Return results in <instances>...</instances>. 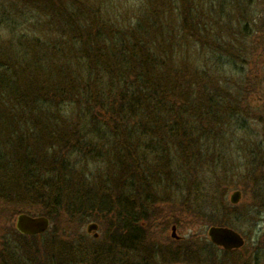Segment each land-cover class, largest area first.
Segmentation results:
<instances>
[{
	"label": "trees",
	"instance_id": "obj_1",
	"mask_svg": "<svg viewBox=\"0 0 264 264\" xmlns=\"http://www.w3.org/2000/svg\"><path fill=\"white\" fill-rule=\"evenodd\" d=\"M129 1L0 0V217L11 221L24 212L56 220L62 212L79 224L115 218L122 232L130 233L138 219L141 238L152 217L165 229L186 224L179 208L165 207L170 201L163 204V191L154 182L165 175L154 164L165 162L181 178L190 175L193 185L182 202L188 216L191 195L195 220L229 225L216 214L227 207L221 187L211 184L214 141L218 125H224L219 119L243 112L238 102L248 99L250 88L233 78L236 71L206 76L203 83L198 65L208 51L241 60L226 42L229 25L214 23L210 33L203 21L225 18L229 0H219L218 9L215 0ZM234 25L239 30L240 24ZM224 104L226 109L220 108ZM261 116L255 118L263 121ZM197 158L203 171L193 164ZM111 162L126 180L112 189L97 181L99 174L112 177L114 171L106 169ZM171 181L167 196L176 195ZM8 234L26 241L27 257L38 264L43 250L38 238L10 229ZM197 242L189 238L180 247L171 240L156 252L173 264L185 253L199 254ZM60 243L56 240L57 249L45 252L44 260L52 250H70ZM88 251L78 246L76 261L84 262ZM64 257L61 253L60 261Z\"/></svg>",
	"mask_w": 264,
	"mask_h": 264
},
{
	"label": "rangeland",
	"instance_id": "obj_2",
	"mask_svg": "<svg viewBox=\"0 0 264 264\" xmlns=\"http://www.w3.org/2000/svg\"><path fill=\"white\" fill-rule=\"evenodd\" d=\"M237 1L229 0L226 3V12L228 15L225 16V18L212 15L210 17V21L207 20V17L202 19L210 33L215 32L214 30L216 29L214 28H216L217 25L219 27L222 24L220 21L226 23V25H229V33H232V35L231 38H228L226 42L235 46L237 55L239 54L238 59L241 60L236 61V63L234 59H231L230 56L226 54V52H218V54H213L211 53V51H208V53L210 54L207 55L208 53L205 54L204 52L200 57V64L198 65L200 66V77L203 83H207L206 76H213L215 78L222 72H227V74H230L236 71L238 74L234 75L233 78L243 86L250 88V95L248 99L246 100L243 97L242 100L238 102L239 107L243 110V112H237L233 116L230 115L231 119H227L226 121V115L224 116L225 113L221 112L224 118H220L219 121L223 122L224 125H218V138L216 142L214 141L216 146V160L214 162V165L211 164V169L213 170V173L215 172L214 177H216V179L211 180V184L213 185V187H221V190L217 189V191L219 192L220 190V194L224 198V202L226 203V207L228 209L224 210L221 206L220 211L216 213L218 220L230 221L227 227H230L242 234L246 239V245L242 249H240V251L229 254H226L225 252H223V250H217L216 248L214 249V247H211V245L207 243L208 228L213 225L221 226L222 224H201L199 222L203 221L205 218L200 219V217L198 218L200 219L199 221L195 220V217L191 214L192 210L194 209V207L191 206V204H193L192 199L195 196L193 197L191 195V199H189L188 204V210L191 213L189 212L188 216V211L183 207H186L187 205H183L182 202L184 198L185 200H187V198L189 197L187 187L193 185V183L190 184V175L184 173V176H182L181 178V176L175 171V169L173 170L174 172L170 171L168 169V166L165 165V162H158L154 165L156 167L161 165V168H164V171H162V173H164L165 175H156L157 180L154 182H157V186L160 188L159 191H163V195L160 193V196L164 198L162 201L163 204L165 205V201H170L169 207H165L170 212H173L174 210H176L177 212L179 208V210L184 214L185 220L188 219L186 224H181L180 226H178L177 235L179 237H184V239L194 238L198 240L199 242H197V245L198 247H200L199 254L195 255L196 253H194L193 255L189 256L187 253H185L176 257V261L173 264H264V201L262 202V195L264 194V117L263 114L261 116V109L264 108V0H241L243 1V3H238L239 1ZM219 2V0H215L213 2V5H215L217 9L219 7ZM129 3L131 5L136 4V2L132 0H130ZM214 23H217V25ZM234 23L240 24L239 30L238 25L236 26L234 25ZM244 26L248 27V29L244 30ZM224 32L227 33V30H225ZM242 32L250 34V36L245 37L241 34ZM248 103L250 107L248 106ZM224 107H226V104H224V106H220V108L226 109ZM220 108L219 110L223 111ZM254 114H256V116ZM242 115H245V117L247 116L248 118L246 119L245 117H242ZM254 116L259 119L261 116V119L263 121L257 120ZM0 149L3 148L0 147ZM197 153L198 151L194 150L193 154L196 155ZM198 160L199 158L194 159L193 161L194 166H196L197 168L199 167L196 164ZM176 163L183 164L182 171H184V163L180 161H177ZM105 166H110V164H106ZM91 167L92 169H95V166ZM98 167L104 168L102 165H98ZM115 168V163H112L110 167L106 168L109 171H114L112 172L113 175H111L112 177L110 179L109 176L106 175L108 173H103L102 175L99 174V177L97 179V181H99L98 183H103L106 187L110 185L111 189L117 184H123V182L126 181L120 178L122 177L123 172L116 173ZM199 170L203 171V167L200 166ZM198 173L200 175V172ZM172 178H174V191L176 192V195L167 196L172 192L169 188L166 187L172 183ZM105 179L107 180L104 181ZM47 186L48 185H46L43 190ZM198 187H200V184L198 185ZM236 190H240L242 192V198L237 204H232L230 202V195ZM101 195L102 194H98V196H96L97 200L95 204H97V207H100L99 197H101ZM136 195L134 194L132 198H136ZM103 198L106 199V196H104ZM35 208L37 207H33V209ZM208 216L211 217V215ZM15 218L11 220L10 223V226L13 227V231L15 230ZM55 218L56 220H51L52 223L50 225V231L52 230V227L56 229V226L58 224L57 228L59 230H57V235L59 236L58 239L61 242L60 245L63 244L64 246H67L66 249L70 250L74 248L78 249V246H83L86 248L94 246L100 248V245L105 242L117 243V238L120 239L121 235L123 234V229L121 226L122 224L120 222L118 223L115 218L102 217L103 219L92 220L96 224L100 225L97 231L99 234H101V236L98 239H95L93 237L96 230H93L91 232L88 231V225L91 221L82 224L73 223L69 221L67 215H63L62 212H60V216L56 215ZM7 219L0 217V226L2 228V230H0V240H4L5 234H7L9 231V229H7L6 232L4 228V223L7 222ZM57 219H59V221H57ZM144 222L147 223L148 221ZM246 223L251 224L246 225ZM156 224V226L153 225L149 227L147 225H144V233H142L148 239L150 237V234H153L157 237L158 241H165L167 239H165V235L171 234L172 231L170 230L172 226L170 225L168 229L163 230L161 219H159V222H156ZM151 229L154 233L151 232ZM125 234H130V231L129 233L125 232ZM12 235V244H14L13 248L16 249L17 246V250L20 251V255L22 257H25L24 254H26V241H18L17 237H15L14 234ZM43 238L44 237L39 238V240H43ZM143 240H145V238ZM125 243L126 245L124 246V248L120 249V251L124 253L128 258L126 259L128 262H121L117 260L113 261L112 264H135V261L137 259L135 260L134 256L132 255V253L135 251L133 240L131 241L126 239ZM71 244H74V247L72 246V249L70 248ZM39 246L44 250V252H49L50 248L57 249L56 244L53 241L49 244H46L44 241L39 242ZM117 246H119V244ZM115 249L117 252H119L118 247H116ZM57 252H59L60 255L61 253H63L64 256L67 255L65 254V250L63 251L60 249V251ZM258 254L260 258H257ZM145 255L148 254L146 253V251L144 252V250H142L141 256L143 257ZM160 257L161 258L158 259V264H161L162 261L169 263L166 255L160 254ZM104 258L109 261V257ZM83 260H85V257ZM74 261L75 264L83 263V261H76V259H74ZM84 262L98 264L94 261L90 262V259H86Z\"/></svg>",
	"mask_w": 264,
	"mask_h": 264
},
{
	"label": "flooded vegetation",
	"instance_id": "obj_3",
	"mask_svg": "<svg viewBox=\"0 0 264 264\" xmlns=\"http://www.w3.org/2000/svg\"><path fill=\"white\" fill-rule=\"evenodd\" d=\"M21 213H24V212H21ZM35 216H40V215H35ZM43 216H45V215H43ZM48 219H49V222H50V225H51L52 221H51L50 218H48ZM15 221H16V219H15ZM149 222H151L150 226H153V225L156 226L157 225L156 222L158 223L159 221H157L155 217H152ZM10 223H11L10 220L9 221L7 220V222L4 223V228H5L6 232H7V228L5 227V225H9L10 231L12 230V227L10 226L11 225ZM90 223H95V222L91 221ZM50 225H49L48 229L45 232L39 233V234H35V235H25V234L20 233L16 229V225H15V230H16V232L18 234H20L23 237L35 236V237L38 238V240H39V238L44 237L43 240L40 239L38 242H42V241H45V240L47 242H50V243L52 241L56 242V240H59L58 239L59 236L57 235L58 231L55 230L53 227H52V230L50 231ZM97 225H98V228L96 229V231L94 233V236H93L95 239H98L101 236V234H99L98 231H97L99 229L100 225L99 224H97ZM171 226L172 227H171L170 231H172L173 226H175L176 227V233H177L178 225L177 224H172ZM162 227H164V226H162ZM132 229H133V232L130 233V234L126 235L125 232H123V234L121 233L122 235H121L120 239L117 238V240H118L117 243H109V242L106 243L105 242V243L100 245V248L94 247V246L88 247L87 249L89 250V252H88V255H86L87 259L88 260L90 259V262L94 261L95 263H98V264H112L113 261H117V260H119L121 262H124V261L128 262L126 260L128 258L125 256L124 253H122L120 251V249L124 248V246L126 245V243H125L126 239L131 240V241L133 240L135 251L132 253V255L134 256L135 260L137 259L136 260L137 262L135 261V264H142V263L143 264H158V259H160L161 257L156 252L157 247L160 246L162 249H165L166 246L170 243L171 240H177V241L181 242L180 247H186L187 246V244L184 243L186 241V239H184V237H179V236L178 237H173V236H171L172 232H171L170 235H168V234L165 235V239L167 238L165 241H162V240L158 241L157 237L155 235H153V234L152 235L150 234L149 239L145 236L144 237L145 240H143L144 238H141V235L139 234V232H140V222H139L138 219L135 221L134 228H132ZM166 229H168V228H166ZM166 229L163 228V230H166ZM0 230H2L1 226H0ZM151 232H153L152 229H151ZM96 233H97V236H95ZM207 236H208V234H207ZM172 238H175V239H172ZM243 238L245 240L244 245L241 248L232 249V250H225L224 248H222V247H220L218 245H215L209 239V236L207 238L208 239L207 243H211L209 245L214 247V249L216 248L217 250H223V252H225L226 254H229V253L237 252V250L242 249L246 245V239H245L244 236H243ZM17 239H22V238H17ZM116 244L117 245L119 244V246H117ZM72 246L74 247V244L73 245L71 244V247H70L71 249H72ZM13 247H14V244H12V235H10L8 233L5 234L4 240H0V264H34V263H36V261L30 262L29 258L27 257L28 254L26 252H25L26 254H24L25 257H22L20 255V251L17 250V246H16L15 251H13V249H14ZM116 247L119 248L118 249L119 252L116 251V249H115ZM142 250H144V252L146 251V253L148 255H145V256L142 257L141 256L142 255ZM76 253H77V248L69 250L68 252H65V254H67V255L63 258L62 261H60V258H59L60 257V253L59 252H55V250L54 251L52 250L51 253L48 254L49 256L47 257V259L44 260L43 256H44L45 252H44V250H40V253L38 254V256H39L38 264H75L74 259H76V257H75ZM70 255L74 256V257H71ZM104 257H109V259H108L109 261H107V259L104 258ZM117 258H119V259H117ZM105 259H106V262H105ZM123 259H125V260H123ZM80 264H93V263L83 262V263H80ZM161 264H168V263L165 262V261H162Z\"/></svg>",
	"mask_w": 264,
	"mask_h": 264
},
{
	"label": "water",
	"instance_id": "obj_4",
	"mask_svg": "<svg viewBox=\"0 0 264 264\" xmlns=\"http://www.w3.org/2000/svg\"><path fill=\"white\" fill-rule=\"evenodd\" d=\"M242 198V193L240 190L234 191L230 195V201L232 204H237ZM16 229L25 235H35L45 232L49 225V219L46 216L40 215H30L27 213H20L16 217L15 221ZM98 225L96 223H90L88 225V231L91 232L96 230ZM97 236V233L95 234ZM172 236L178 237L176 233V227L172 228ZM209 239L215 244L225 250H232L241 248L245 240L243 236L236 230L227 226H211L208 228Z\"/></svg>",
	"mask_w": 264,
	"mask_h": 264
}]
</instances>
